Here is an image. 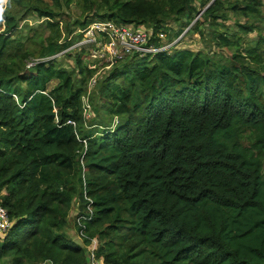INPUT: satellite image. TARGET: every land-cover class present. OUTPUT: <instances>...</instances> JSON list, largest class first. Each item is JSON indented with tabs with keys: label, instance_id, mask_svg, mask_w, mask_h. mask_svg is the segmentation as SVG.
<instances>
[{
	"label": "trees",
	"instance_id": "obj_1",
	"mask_svg": "<svg viewBox=\"0 0 264 264\" xmlns=\"http://www.w3.org/2000/svg\"><path fill=\"white\" fill-rule=\"evenodd\" d=\"M10 1L0 57L22 38L29 12L48 35L37 37L38 63L0 68V203L13 221L0 264H86L85 248L65 233L75 200L93 211L85 233L106 264H264L263 69L179 48L127 57L89 95L95 120L86 125V52L73 69L54 57L82 37L75 28L146 24L159 45L166 19L179 35L197 15L194 0H81L86 15L63 27L59 12ZM246 1L214 0L204 12L213 40L235 52L239 37L217 29L226 17L215 12L248 14ZM245 53L259 65L264 37Z\"/></svg>",
	"mask_w": 264,
	"mask_h": 264
},
{
	"label": "rangeland",
	"instance_id": "obj_2",
	"mask_svg": "<svg viewBox=\"0 0 264 264\" xmlns=\"http://www.w3.org/2000/svg\"><path fill=\"white\" fill-rule=\"evenodd\" d=\"M59 6H56L53 0H32L30 4L38 5L41 8H46L48 10H54L55 12H59L62 16L57 17L55 19L56 22H59L60 26L63 25V21L67 22L70 20L71 25L72 22L75 20H82V18L86 15L83 12L82 7L80 6L81 0H72V3L68 6L65 4L66 0H59ZM214 0H194L193 5L197 8L198 13L195 17L190 21L187 27L184 29L182 33L177 35L181 30V27L174 18L166 19L164 22L165 28L167 29V33L162 38L161 44L166 47V49L171 48H179V49H189L194 52H202L204 54H209L210 57H217L219 55L230 57L231 55L241 56V62L247 64L250 68L256 69H263L264 72V56L262 61L259 65H255L248 59L245 53V47L249 44V42H254L256 39H260L264 37V0H254L253 1V9L247 11L248 14H244V12H240L235 14L231 12L228 5H225L221 10L216 11L215 15H223L226 17V20L223 21L222 19H217V24H223L224 26L217 27L219 31H225L227 29L230 30L231 33H235L237 37H239L240 49L235 52L234 50H229V48L218 45L213 40L214 31L211 27H209V23L212 22V19L204 18L205 9H207ZM248 1V0H247ZM246 1V2H247ZM12 4L11 1L4 5L5 12H11L14 8L10 5ZM233 4V1H230V5ZM240 5V4H239ZM44 20L37 18V15L34 12H29V15L19 22L20 27L23 28L22 38L18 39L14 43H11L9 48H7L3 56L0 57V68H10L14 66V64H18L20 61L26 64L27 66H31L32 60L36 57V52L39 50L40 46L37 45L36 41L38 40L37 37L39 36H47L48 32L44 30ZM70 25V26H71ZM134 28H141L152 31L151 26L146 24H131ZM27 26V27H25ZM64 26V25H63ZM62 26V27H63ZM239 26H251L252 30L241 34L239 32ZM74 29V27H72ZM84 29H77L73 31V36H80L82 37L79 40H75L72 42V45L69 47V53L66 51L61 52L56 57L58 58V63L66 68V69H73L75 67V58L77 53L82 49L85 50L86 55L84 56L83 62L89 67L93 69V72H99L97 76V83L99 80L106 77L110 71L122 61L115 63L114 65L107 67V64L103 61L95 57L92 52L94 51L92 47H90V42L92 40L89 34L85 35L82 33ZM4 31L3 23L0 27V33ZM62 34H65L64 29H61ZM31 39H29V38ZM99 41V40H98ZM101 42V41H100ZM91 50V51H90ZM64 54V55H63ZM23 56H26L23 59ZM103 62V64H102ZM7 70V69H6ZM264 74V73H262ZM57 81L53 80L47 86L48 90L53 88L56 85ZM96 86L93 88V92ZM86 120V125L92 120H95L93 113L88 118H84ZM118 119H113V126L117 123ZM79 209V202L75 200L70 208L69 215H68V225L65 228V233L69 238L73 241H77L75 228H74V215L76 210ZM4 239V238H0ZM78 242V241H77Z\"/></svg>",
	"mask_w": 264,
	"mask_h": 264
},
{
	"label": "built area",
	"instance_id": "obj_3",
	"mask_svg": "<svg viewBox=\"0 0 264 264\" xmlns=\"http://www.w3.org/2000/svg\"><path fill=\"white\" fill-rule=\"evenodd\" d=\"M82 33L84 36L89 34L92 40L87 43L90 42V47L94 50L92 54L98 59L105 60L103 62L107 64V67L119 61H123L127 57H144L149 54L153 55L167 50L166 47L161 44L165 34L160 33L157 35L160 39L159 45H157L151 42V38L153 37L152 31L134 28L132 25L117 26L108 21L96 22L86 27ZM38 62L39 60H32L30 64L33 66ZM98 74L99 72L94 71L87 82L86 95L82 98L84 118L91 116V107L88 102V97L93 88L97 85ZM68 123L73 124V122L70 121H68ZM74 216L75 235L76 239L82 243L81 246L85 248L86 264H106L101 257L97 256V249L99 248L98 241L93 238H88L85 233V223L92 219L93 211L91 208H86L84 212H81L79 208L76 210ZM12 225L13 221L10 219L7 209L0 203V238H5ZM86 239L89 240V243L84 246L83 242Z\"/></svg>",
	"mask_w": 264,
	"mask_h": 264
},
{
	"label": "clouds",
	"instance_id": "obj_4",
	"mask_svg": "<svg viewBox=\"0 0 264 264\" xmlns=\"http://www.w3.org/2000/svg\"><path fill=\"white\" fill-rule=\"evenodd\" d=\"M8 2V0H0V24L4 23V5ZM49 263V262H48Z\"/></svg>",
	"mask_w": 264,
	"mask_h": 264
},
{
	"label": "crops",
	"instance_id": "obj_5",
	"mask_svg": "<svg viewBox=\"0 0 264 264\" xmlns=\"http://www.w3.org/2000/svg\"><path fill=\"white\" fill-rule=\"evenodd\" d=\"M76 239V238H75ZM77 240V239H76ZM78 241V242H77ZM77 241H74L75 243H77L78 245H82V243L79 241V240H77ZM39 264H50V263H48V262H44V263H39Z\"/></svg>",
	"mask_w": 264,
	"mask_h": 264
}]
</instances>
